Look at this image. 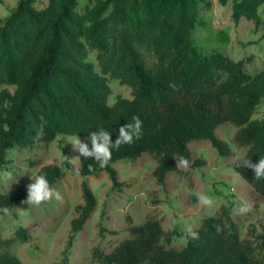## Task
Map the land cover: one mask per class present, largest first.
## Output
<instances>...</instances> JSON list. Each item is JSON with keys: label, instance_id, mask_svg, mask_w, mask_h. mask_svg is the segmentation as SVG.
Returning <instances> with one entry per match:
<instances>
[{"label": "trees", "instance_id": "1", "mask_svg": "<svg viewBox=\"0 0 264 264\" xmlns=\"http://www.w3.org/2000/svg\"><path fill=\"white\" fill-rule=\"evenodd\" d=\"M38 0H19L5 19H0V84L15 87L0 91V164L9 150L46 146L58 136L83 137L105 129L113 142L119 128L142 121V136L131 144L112 149L111 160L100 167L95 159L81 156L79 171L84 204L72 222V236L83 230L97 208V198L87 178L106 171L113 188L123 186L113 164L120 160L137 162L144 155L156 157L153 176L164 184L168 173H179L176 159L189 161V168L207 162L193 158L189 144L209 140L221 156H230L229 146L216 136L225 123L236 126L235 143L247 147L244 159L252 163L264 158V120L253 115L264 100V71L251 75L244 61L220 53L202 54L193 42L192 31L203 24L201 0H95L86 14L77 11L80 0H49L38 10ZM226 4V0H222ZM264 0H235L232 18L260 20ZM264 37V34H263ZM88 47L98 51L101 73L88 59ZM141 50L155 59L149 69ZM135 89L132 99L120 97L108 105L112 94L109 79ZM174 84L176 87H169ZM44 117V134L35 139ZM89 147H91L89 142ZM63 170L74 171L69 158L61 165L41 167L32 177L44 175L50 185ZM234 170L264 203V178L236 164ZM2 194L0 211L27 209V185ZM219 226L222 231H216ZM131 238L113 252L93 256L100 264H262L264 231L258 244L241 239L237 222L227 212L203 220L196 229L198 239L187 235L182 250L168 249L175 237L160 221L150 218L143 225L127 229ZM25 228L17 237L0 243L7 246L29 242ZM0 264H24L12 254L0 256Z\"/></svg>", "mask_w": 264, "mask_h": 264}, {"label": "rangeland", "instance_id": "2", "mask_svg": "<svg viewBox=\"0 0 264 264\" xmlns=\"http://www.w3.org/2000/svg\"><path fill=\"white\" fill-rule=\"evenodd\" d=\"M19 0H0V19L7 18ZM201 0L199 15L203 24H196L192 31L193 42L201 53H220L235 61H244L247 73L256 75L264 71V4L259 9L260 20L243 18L235 24L232 5L235 0ZM95 0H80L77 11L86 14ZM49 0H38L35 7L45 9ZM147 67L153 68L154 57L146 50ZM88 59L101 73L98 51L88 47ZM112 94L108 105L116 104L120 97L132 99L135 89L110 78ZM12 93L15 87L0 84ZM253 120H264V100L253 115ZM237 127L225 123L218 127L216 136L231 149L230 156H221L209 140H196L189 144L193 158L207 162L201 168L180 169L179 173H168L160 185L153 171L157 165L155 156L146 154L137 162L120 160L113 164L123 186L114 189L106 171L89 176L87 182L95 194L98 204L87 220L83 230L72 236V222L79 216L78 207L84 204L82 183L85 178L77 174L81 155L68 142L76 136H58L46 145L36 148H15L8 151L6 161L0 164V192L8 194L30 180V176L43 166H61L68 158L80 160L74 171L63 170L61 178L54 184L61 199L53 198L39 206L12 208L0 211V243L17 237L20 228H25L29 242L17 240L7 246L0 245V256L12 254L24 264H100L93 256L109 254L122 241L131 238L130 226L143 225L154 218L166 231H174L175 237L168 249L182 250L187 245L188 228H201L203 220L229 213L237 222L241 239L258 244V236L264 231V203L251 186L235 172L238 159H244L248 148L235 143ZM85 142L83 137H77ZM10 173L7 178L3 173ZM206 195L214 203L203 206L199 197ZM248 201L253 211L247 215H235L232 208L240 201ZM255 257L260 258L259 252Z\"/></svg>", "mask_w": 264, "mask_h": 264}, {"label": "clouds", "instance_id": "3", "mask_svg": "<svg viewBox=\"0 0 264 264\" xmlns=\"http://www.w3.org/2000/svg\"><path fill=\"white\" fill-rule=\"evenodd\" d=\"M169 87L175 89L174 84H170ZM41 127L36 132L35 139L42 138L44 134V117H40ZM142 136V121L138 116L133 117L132 123H127L126 125L119 128V134L115 141L113 142L111 138V133L105 129H100L98 131L89 132L87 140L88 142H81L80 139L75 137L73 140H69L73 145L74 150L78 151L81 156L85 159L94 158L95 162H98L100 167H105L112 157V149H119L122 144H131L134 139H140ZM89 142L91 147H89ZM80 160L79 156L76 158L69 159V163H75ZM237 162L240 166L250 168L254 172V178L259 180L264 178V158H260L258 162L252 163L248 159H238ZM189 166V161L186 158L176 159V167L180 169H186ZM79 169H77V172ZM7 178H11L10 173H3ZM31 183L27 185V198L23 202H27L30 205L39 206L44 202L51 201L53 198L56 200L61 199L60 193L54 189L46 176L36 175L33 179L30 176ZM199 202L203 206L211 207L214 201L206 195H201L199 197ZM253 211V205L248 201H240L236 203L232 208V213L235 215H247ZM216 231L219 233L222 229L219 226H215ZM188 235L192 239H198V233L193 231L191 227L187 230Z\"/></svg>", "mask_w": 264, "mask_h": 264}]
</instances>
